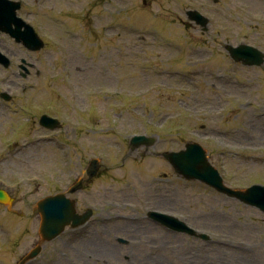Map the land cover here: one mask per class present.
Segmentation results:
<instances>
[{"label": "rangeland", "instance_id": "obj_1", "mask_svg": "<svg viewBox=\"0 0 264 264\" xmlns=\"http://www.w3.org/2000/svg\"><path fill=\"white\" fill-rule=\"evenodd\" d=\"M26 2L30 7L16 14L47 41L40 51L29 52L0 33V51L12 59L8 70L0 67V92L17 94L16 85L29 83L38 88L28 90L31 97H16L15 104L44 102L26 113L2 107L0 99L1 178L23 180L13 192L14 202L0 205V264H17L38 240L36 201L60 191L94 157L107 172L89 194L74 195L80 211L87 201L97 203L93 224L46 244L30 264H264V213L180 179L155 155L194 141L206 149L226 185H264V109L258 108L264 104V66L241 69L222 48L243 41L264 51V0ZM188 9L210 19L206 33L187 20ZM197 50L204 54L194 56ZM19 58L33 65L26 79L17 73ZM192 59L190 68L186 61ZM69 70L71 80L65 84ZM174 86L186 92H166ZM134 93L144 98L131 100ZM231 95L250 104L238 106L236 98L228 100ZM42 114L59 119V136L14 147L19 140L34 142L45 135L37 124ZM88 123L102 131L86 130L82 125ZM132 134L156 136L157 142L148 152L140 149L121 159ZM59 171L60 183L55 180ZM50 173L54 181L46 183L44 175ZM119 194L130 207L106 209L100 198ZM145 205L169 211L212 237L204 241L149 229ZM135 206L137 214L129 210ZM115 215L126 220H104ZM118 237L142 239L144 245L119 244ZM147 244L160 248L152 253Z\"/></svg>", "mask_w": 264, "mask_h": 264}, {"label": "water", "instance_id": "obj_2", "mask_svg": "<svg viewBox=\"0 0 264 264\" xmlns=\"http://www.w3.org/2000/svg\"><path fill=\"white\" fill-rule=\"evenodd\" d=\"M18 7V4L6 1L3 5H0V15H3L7 19L5 24L0 22L1 30L10 33V35L15 37L17 41L23 40V43L28 48H41L42 43L34 38V36L30 37L26 32L24 34L21 33L18 27L14 30L10 27L11 22L15 23L17 26L23 25L14 15V9ZM190 15L192 19H195L202 24H206V20L200 18L196 13H190ZM237 53H252L253 55L245 56V62L248 64H260L262 62L261 55L252 48L242 47L234 50L233 57L235 59H240L241 56ZM4 64L6 65L5 62ZM40 123L42 124L43 122L40 121ZM141 143L148 145L150 141L141 136L134 137L130 142L131 146H138ZM163 157L171 163L175 172L182 177L199 180L229 197L238 199L243 202V204L255 206L264 212V186L254 185L246 190H232L225 187L222 184L219 175L207 163L204 151L199 145L186 144L185 150L176 153H165L163 154ZM97 169V160H92L86 170L88 177L95 175ZM80 188L81 181H78L68 192H76ZM8 199V196L0 191V201H6ZM37 208L41 218L39 235L42 241H48L58 236L64 230L65 225L70 224L71 227H77L90 217L89 211L81 215L76 214L74 202L66 199L64 194H58L40 200L37 203ZM39 251L40 246L38 245L22 260L20 264H24L29 259L35 257Z\"/></svg>", "mask_w": 264, "mask_h": 264}, {"label": "bare ground", "instance_id": "obj_3", "mask_svg": "<svg viewBox=\"0 0 264 264\" xmlns=\"http://www.w3.org/2000/svg\"><path fill=\"white\" fill-rule=\"evenodd\" d=\"M200 54H202V52H196V53H193L194 56H198V55H200Z\"/></svg>", "mask_w": 264, "mask_h": 264}]
</instances>
